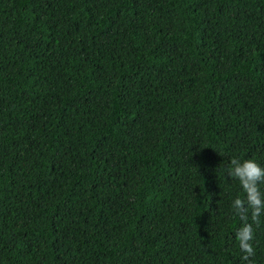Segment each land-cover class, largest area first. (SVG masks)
<instances>
[{"label": "trees", "instance_id": "1", "mask_svg": "<svg viewBox=\"0 0 264 264\" xmlns=\"http://www.w3.org/2000/svg\"><path fill=\"white\" fill-rule=\"evenodd\" d=\"M233 158L264 166V0H0V264H248Z\"/></svg>", "mask_w": 264, "mask_h": 264}, {"label": "clouds", "instance_id": "2", "mask_svg": "<svg viewBox=\"0 0 264 264\" xmlns=\"http://www.w3.org/2000/svg\"><path fill=\"white\" fill-rule=\"evenodd\" d=\"M227 179L235 178L243 193L237 194L230 202L231 210L240 216L241 223L234 232V238L238 243L241 258L248 261L254 255V229L253 223L264 213V166L253 158L230 160L225 168Z\"/></svg>", "mask_w": 264, "mask_h": 264}]
</instances>
